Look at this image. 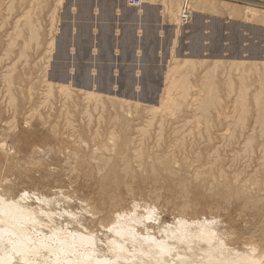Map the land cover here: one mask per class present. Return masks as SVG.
<instances>
[{
  "label": "rangeland",
  "instance_id": "1",
  "mask_svg": "<svg viewBox=\"0 0 264 264\" xmlns=\"http://www.w3.org/2000/svg\"><path fill=\"white\" fill-rule=\"evenodd\" d=\"M128 1L89 0L87 15L80 17L77 0H0V99H3L0 100V144L4 146L0 148V195L17 201L20 193L27 191L30 197L23 203L33 209L41 223L37 230L44 233H49L50 226L56 224L68 229L78 221L83 226L88 225L94 229L96 248H101L100 252L105 248V232L91 222L94 216L89 215L87 209L98 210L103 215L112 204L130 208L136 202L140 205L139 211H143L145 203L156 208L154 216L146 221L152 225L154 235H158L162 228L172 226L179 216L192 220L214 219V228L221 231L218 235L228 247L245 249L252 245L255 254L264 256V119L256 118L258 105L262 104L253 100L255 90L260 85L264 87V77L260 74L264 72V0H201L202 6L189 8L191 21L185 30L177 22L183 0H139L136 6ZM151 4L161 6V36L158 41L155 38L148 41L150 45H159L158 52L147 55L120 52L114 47L123 42V38L116 35L121 33L117 27L131 21L124 17L123 8L136 16L141 7ZM251 8H255L252 9L255 15H249ZM26 20L32 28L34 26L33 30ZM113 28L114 36L110 32ZM33 32L35 35L31 36ZM59 35H63L62 42L57 40ZM26 45L28 48L24 50ZM8 48H11L10 52ZM22 48L20 58L18 54ZM193 53L198 54L192 56ZM14 58L16 62H13ZM37 71H40L39 75ZM1 73L10 74L4 78L6 82L11 81L6 83ZM204 74L209 75L219 98V102L205 113L207 118L196 109L197 103L190 100V95L205 88L200 83ZM177 80L178 83L174 84ZM62 81L68 84L72 93L69 88H64L65 91L59 86ZM49 83L53 86L50 90ZM8 86L11 88L7 89ZM183 89L187 95L182 93ZM245 89H249L247 110L241 114L239 98ZM48 91L51 97H48ZM84 91L102 96L94 99ZM175 94L182 97L176 98ZM168 96L172 97L171 102ZM166 99L169 101L167 106ZM175 99L179 103L177 100L174 103ZM160 103L167 107L166 110ZM168 106H172L171 110ZM31 109L34 112H30ZM195 114L200 118L196 119ZM110 129L120 136H135L134 141L148 138L145 148L150 147L162 155L164 164L151 170L149 164L140 167L132 162L129 173L116 167L120 180L118 184L112 183L115 176L109 164L117 155H104L100 148ZM230 132L232 136L228 137ZM221 135L224 139L220 138ZM175 140L178 149H166ZM238 149L240 152H235ZM253 157L256 158L254 162ZM105 161L109 163L103 167ZM106 179L110 187L105 184ZM46 212L52 215L47 216ZM29 258L41 261L42 257L29 254ZM262 262L264 264V257Z\"/></svg>",
  "mask_w": 264,
  "mask_h": 264
},
{
  "label": "bare ground",
  "instance_id": "2",
  "mask_svg": "<svg viewBox=\"0 0 264 264\" xmlns=\"http://www.w3.org/2000/svg\"><path fill=\"white\" fill-rule=\"evenodd\" d=\"M151 1V0H150ZM249 1V0H248ZM19 2V1H18ZM61 2V1H59ZM129 2V1H128ZM252 2V1H251ZM78 5L80 6V12H79V16L80 17H85L89 11V0H77ZM105 3V2H104ZM143 3H147L144 2ZM215 3V2H214ZM182 5L179 8V13H178V17H177V22L179 23V25L182 27L181 29L185 30L186 26L184 27V25H182L181 23V17H182V10H183V4H186L189 8L190 7H195L198 8L200 6H202V2L201 0H183V2L181 3ZM9 5V4H8ZM7 5V6H8ZM78 6V7H79ZM264 6V5H263ZM97 7V6H95ZM99 7V6H98ZM102 7V6H101ZM106 7V6H105ZM252 7V6H251ZM12 8V7H11ZM20 9V8H19ZM103 9V8H102ZM255 8H251V12L249 13V15H255L254 10ZM10 10V9H9ZM12 11V10H11ZM25 11V10H24ZM247 11V10H246ZM28 12V11H26ZM53 12V11H52ZM10 13V12H9ZM188 15H191V11L189 10V13H186ZM26 16L28 15V13L25 14ZM24 15V16H25ZM22 17V15H20ZM29 16V15H28ZM47 16V15H46ZM6 17V16H5ZM48 17V16H47ZM7 18V17H6ZM5 18V19H6ZM17 18V17H16ZM25 18V17H24ZM52 18V17H51ZM23 19V18H22ZM30 19V18H28ZM15 20V19H14ZM13 20V21H14ZM29 20H26V22ZM16 23L17 20L15 21ZM13 24V23H12ZM11 24V26H12ZM27 24L29 25L30 23L27 22ZM39 24V23H38ZM16 26V25H15ZM31 28L32 25L30 24ZM27 27V25H26ZM41 27V26H39ZM82 28H87L84 25H81ZM34 28V26H33ZM33 28L31 30H33ZM63 28V27H62ZM60 28V30L62 29ZM80 28V27H79ZM78 28V30H79ZM81 28V29H82ZM106 28V27H105ZM197 28V27H195ZM30 29V27L28 28V30ZM36 29V28H35ZM34 29V30H35ZM104 28L101 29V31ZM199 29V28H198ZM12 30V29H10ZM9 30V32H10ZM31 30L29 32H31ZM37 30V29H36ZM64 30V29H63ZM82 33L84 32L83 29L81 30ZM192 31V30H191ZM64 32V31H63ZM80 32V30L78 31ZM19 32H17L18 34ZM32 33V32H31ZM35 32H33L34 36ZM65 33V32H64ZM62 33V34H64ZM192 33V32H191ZM196 33V32H195ZM16 34L17 37H20ZM20 34V33H19ZM30 34V33H29ZM197 34V33H196ZM195 34V35H196ZM28 35V34H26ZM7 38H8V34H6ZM60 36V35H59ZM29 37V36H28ZM37 37V36H35ZM33 37V39L35 38ZM81 37V36H79ZM6 38V37H5ZM4 38V39H5ZM60 38V39H59ZM57 40L62 42L63 39V35H61ZM66 38V37H65ZM31 39V37H30ZM29 39V40H30ZM15 40V39H14ZM13 40V42L15 43V41ZM17 40V39H16ZM37 40V38H36ZM28 43V40H26ZM79 41H82L81 39H79ZM9 42V41H8ZM20 42V41H19ZM6 43V42H5ZM11 43V42H10ZM17 43V42H16ZM25 43V42H24ZM26 43V44H27ZM57 43V42H56ZM20 44V43H19ZM32 44V43H31ZM35 44V43H34ZM103 44V42H102ZM194 44V43H193ZM2 45V44H1ZM9 45V43H8ZM7 45V46H8ZM13 44L11 43L10 46H12ZM20 45H23L22 43ZM197 45V44H196ZM9 46V47H10ZM29 49H30V43H29ZM28 46L26 45L24 48L27 49ZM56 46V45H55ZM194 46V45H192ZM13 47V46H12ZM24 47V46H22ZM195 47V46H194ZM11 49V48H10ZM9 48V52L11 51ZM28 49V50H29ZM23 51V48L20 49V51ZM35 50V48H34ZM7 51V49L5 50ZM18 52V56L20 58H22V54L23 52ZM193 51H196V49H194ZM192 51V52H193ZM251 51H254L253 48ZM214 52V50H213ZM2 53V52H1ZM232 53V52H231ZM12 54V53H11ZM21 54V55H20ZM198 53L194 54L197 55ZM8 55V53H7ZM26 56V54H24ZM23 55V56H24ZM4 56V54H3ZM2 56V57H3ZM17 56V53H16ZM233 56V54L231 55V57ZM1 57V56H0ZM8 57V56H7ZM41 57V56H39ZM254 57V55H253ZM252 57V58H253ZM6 58V56L4 57ZM16 58V57H15ZM14 58V59H15ZM18 58V57H17ZM27 58V57H24ZM251 58V59H252ZM13 59V60H14ZM28 59V58H27ZM41 59V58H40ZM187 59V58H186ZM234 59V58H233ZM255 59V58H254ZM12 60V61H13ZM25 60V59H23ZM19 61V58L18 60ZM36 61V60H35ZM34 61V62H35ZM39 61V60H38ZM220 61V60H219ZM16 62V59L13 61ZM12 62V63H13ZM26 61H24L25 63ZM246 62V61H245ZM252 62V61H251ZM11 63V62H10ZM11 63V64H12ZM23 63V62H22ZM21 63V64H22ZM23 63V64H24ZM39 63V62H38ZM264 63V61H263ZM22 64V65H23ZM27 64V63H26ZM25 64V65H26ZM185 64V63H184ZM200 64V63H199ZM241 64V63H240ZM244 64V63H243ZM264 66V64H262ZM7 66V65H6ZM5 66V68H6ZM10 66V64H9ZM13 66V64H12ZM15 66V65H14ZM33 66V65H32ZM59 65H57L58 67ZM183 65H181V67L179 66V68H182ZM193 66V65H192ZM199 66V65H198ZM11 67V66H10ZM35 67V65H34ZM54 67V66H53ZM56 67V66H55ZM56 67V68H57ZM257 67V66H256ZM15 68V67H14ZM33 68V67H32ZM59 68H63L62 66H60ZM194 68V67H193ZM237 68V67H236ZM243 68V67H242ZM3 70V69H2ZM16 70V69H15ZM22 70V69H20ZM36 70V69H35ZM40 70V69H39ZM59 70V69H58ZM1 71V70H0ZM41 71V70H40ZM39 71V72H40ZM53 71V69H52ZM56 71V70H55ZM62 71V70H61ZM59 71V73L61 72ZM207 71V70H205ZM205 71H202L205 72ZM235 71H237V69H235ZM37 71V75H39V73ZM54 72V71H53ZM4 73V72H3ZM58 73V72H57ZM63 73V72H62ZM12 74V72H11ZM263 77H264V72L260 73ZM2 75V73H1ZM4 75V74H3ZM2 75V76H3ZM5 74L3 76V80H5L6 78ZM10 75V74H9ZM8 75V76H9ZM50 75V74H49ZM55 75V74H54ZM58 75V74H57ZM261 75H259L261 77ZM1 76V77H2ZM7 76V77H8ZM30 76V75H29ZM43 76V75H41ZM40 76V77H41ZM62 76V75H61ZM209 75L204 74L202 79L200 80V83L203 87L205 88H201L197 91V93L195 95H190V100L195 101L197 103L196 109H199L200 113H204L205 118H207L205 116V113H207L212 107H214V104H216L217 102H219V98L217 97V90L214 89V87L212 86V83L209 81ZM39 77V78H40ZM85 78V76H83ZM231 77V76H230ZM241 77V76H240ZM51 78V77H50ZM63 78V77H62ZM83 78V79H84ZM10 79V78H9ZM8 79V80H9ZM46 79V78H45ZM43 79V80H45ZM64 79V78H63ZM82 79V78H81ZM82 79V80H83ZM2 80V78H1ZM7 80V81H8ZM40 80H42L40 78ZM86 80V78L84 79ZM83 80V81H84ZM173 81V79H171ZM176 80V78H175ZM248 80V79H247ZM11 81V79H10ZM9 81V82H10ZM35 81H38L35 80ZM55 81V80H54ZM3 82V81H1ZM6 82V80H5ZM6 82V83H9ZM65 82V81H64ZM29 83V82H28ZM42 83V82H41ZM68 83V82H67ZM85 83V82H84ZM178 80L175 81L174 84H177ZM232 83V81H231ZM2 84V83H1ZM35 84V83H34ZM47 84V83H44ZM87 84V83H86ZM170 84H172L171 86H173V82H171ZM11 85V83L9 84ZM37 87V83L35 84ZM39 85V84H38ZM55 85V84H54ZM7 86V85H6ZM27 86H29V84H27ZM40 86V85H39ZM56 86H58V84H56ZM60 87L64 88H69L68 84H63V81L61 82V84H59ZM257 86V85H256ZM23 87V86H22ZM30 87V86H29ZM28 87V88H29ZM47 87L50 89V87H53L50 85H47ZM255 87V86H254ZM263 85H260L259 89H256L255 92L253 93V100L255 101L254 103H259L262 105H258V114L256 118H263L264 119V87ZM1 88V85H0ZM11 87L8 86L7 89H9ZM24 88V87H23ZM40 88V87H39ZM232 88V87H231ZM244 88V87H243ZM3 89V88H2ZM6 89V90H7ZM44 89V88H42ZM58 89V87H57ZM72 89V88H71ZM252 89V88H251ZM4 90V89H3ZM32 90V89H31ZM59 90V89H58ZM66 91V89H64ZM81 90V89H80ZM79 90V91H80ZM167 90V89H166ZM30 91V90H29ZM28 91V92H29ZM61 91V88L60 90ZM69 91L72 93V91L69 88ZM185 91V93H184ZM10 92V91H8ZM39 92V91H38ZM63 92V91H61ZM68 92V90H67ZM86 93V95L88 97L97 99V97L102 96V94L100 93H95L93 91H84ZM187 91L183 89V94H186ZM248 92L249 89H245L244 91L241 92V98H239L240 100V104L241 107L239 109V112L241 114H245L246 112V99H248ZM252 92V91H251ZM6 93V91H5ZM5 93L3 92V94L5 95ZM43 93H46L43 91ZM64 93V92H63ZM62 93V94H63ZM70 93V94H71ZM82 93V92H81ZM165 93V92H164ZM167 93V91H166ZM169 93H172L169 91ZM9 94V93H8ZM58 94V93H57ZM61 94V93H59ZM58 94V95H59ZM65 94L67 96H69V93ZM74 94V93H73ZM168 94V93H167ZM178 94V93H177ZM42 95V94H41ZM49 95V91L48 94ZM45 95V96H47ZM181 95V94H179ZM238 95V94H237ZM51 95H49L48 97H51ZM106 96V95H105ZM164 96H167L166 94ZM4 97V96H3ZM71 97V96H70ZM83 97V96H82ZM85 97V96H84ZM83 97V98H84ZM176 97V94H175ZM177 97H182V96H177ZM176 97V98H177ZM184 97V96H183ZM32 98V97H31ZM56 98V97H55ZM167 98V97H165ZM164 98V99H165ZM169 98V96H168ZM167 98V99H168ZM172 98V97H170ZM170 98L168 100H170ZM2 99V98H1ZM0 99V100H1ZM7 99V98H6ZM29 99V98H28ZM63 99H67L66 97ZM93 99V100H94ZM167 99L165 101H167ZM185 100V98H182ZM8 100V99H7ZM43 100V99H41ZM39 100V101H41ZM52 100V99H51ZM69 100V99H68ZM71 100V99H70ZM89 99H87L88 101ZM99 100H101L99 98ZM110 100V99H109ZM112 100V99H111ZM177 99H175L174 103L176 102ZM235 100V99H234ZM3 101V99L1 100ZM14 101V100H13ZM22 101V99H21ZM96 101V100H95ZM94 101V102H95ZM165 101L163 100V102L165 103ZM172 100H170L171 102ZM6 102V101H5ZM83 102V101H82ZM98 102V100H97ZM181 102V101H180ZM25 102H23L22 104H24ZM43 103V102H41ZM44 103L46 104V99L44 100ZM99 104L101 102H98ZM114 103V102H113ZM162 103V102H161ZM160 103V104H161ZM179 103V102H178ZM63 104V103H62ZM94 104V103H93ZM126 104V103H125ZM169 104V101H167L165 103V106ZM86 105V104H84ZM88 105V102H87ZM87 105L85 107H87ZM95 105V104H94ZM114 105V104H113ZM162 105V104H161ZM160 105V106H161ZM164 105V104H163ZM162 107H165L163 106ZM255 105V104H254ZM22 106V105H21ZM42 106V105H41ZM52 106V105H51ZM63 106V105H62ZM97 106V103H96ZM36 107H39L36 106ZM76 107V106H75ZM80 107V106H79ZM115 107V106H113ZM169 107V106H168ZM56 108V107H55ZM95 108V107H94ZM103 108V107H102ZM111 108V107H110ZM167 107H165L166 110ZM170 110L172 108L169 107ZM169 108L167 110H169ZM15 109V108H14ZM23 109V108H22ZM51 109V108H50ZM62 109V108H61ZM121 109V108H120ZM151 109V108H150ZM175 109V107H174ZM249 109V108H248ZM24 110V109H23ZM22 110V111H23ZM52 110V109H51ZM86 110V109H85ZM129 110V109H128ZM149 110V109H148ZM154 110V108H153ZM33 111L32 109L30 110V112ZM114 111V110H113ZM12 112V111H10ZM9 112V114H10ZM34 112V111H33ZM83 112V111H82ZM29 113V112H27ZM157 113V112H156ZM197 113V112H196ZM24 114V113H23ZM90 114V113H88ZM100 114V113H99ZM235 114V113H234ZM12 115V114H11ZM40 115V114H39ZM72 115V114H71ZM124 115V114H123ZM171 115V114H170ZM253 115V114H252ZM48 116V115H46ZM89 116V115H88ZM91 116V115H90ZM128 116V113H127ZM153 116V114H152ZM195 116H200V115H196ZM101 117V115H100ZM173 117V116H172ZM216 117V116H215ZM253 117V116H252ZM66 118V116H65ZM90 118V117H88ZM96 118V116H95ZM200 118V117H199ZM198 117L196 119H199ZM152 119V118H151ZM237 119V118H236ZM9 120V119H8ZM12 120V119H11ZM14 120V118H13ZM67 120V119H66ZM147 120V119H146ZM162 119H160L161 121ZM89 121V120H88ZM152 121V120H150ZM149 121V122H150ZM200 121V120H199ZM15 122V121H14ZM87 122V121H86ZM91 122V121H90ZM99 121H97L96 123H98ZM229 122V121H227ZM234 122V121H232ZM241 122V121H240ZM63 123V122H62ZM68 123V122H67ZM159 123V122H158ZM157 123V124H158ZM238 123V122H237ZM250 123V120H249ZM26 124V123H25ZM70 124V123H69ZM68 124V125H69ZM145 124V123H144ZM148 124V122H147ZM146 124V125H147ZM152 124V123H151ZM156 124V125H157ZM176 124V123H175ZM236 124V123H235ZM11 125V124H10ZM38 125V124H37ZM97 125V124H96ZM206 125V124H205ZM210 125V124H209ZM251 125V123H250ZM258 125V124H257ZM40 126V125H39ZM149 126V125H148ZM151 126V125H150ZM162 126V125H160ZM234 126V124H233ZM237 126V125H236ZM64 127V126H63ZM121 127V126H119ZM163 127V126H162ZM230 126H228L227 129ZM257 127V126H256ZM260 127V126H259ZM57 128V127H56ZM88 128V127H87ZM138 128V127H137ZM185 128V127H184ZM258 128V127H257ZM143 129V128H142ZM232 129V128H231ZM235 129V128H234ZM250 129V128H249ZM253 129L254 126H253ZM261 129V128H260ZM259 129V130H260ZM20 130V129H19ZM66 130V129H65ZM113 129H110L108 131L107 134V138L104 140L102 146L100 147L103 150L104 155H107L108 153L110 154H114L117 155L113 162L110 163L109 165H111L110 170L112 172H114V176L113 177V181L112 183L114 184H118L119 182V178H118V173L115 172V168L116 167H121L122 171L124 173H129L130 172V168L132 166V162L136 163L138 166H146L147 164H149L151 166V170L156 169V167H161L164 163L161 162V158L162 155H160L159 153H155L154 151L145 148V144L147 143V139L145 138H140L137 141H134V137L133 136H126L124 134V136H120L118 134H114V132L112 131ZM189 131V129H187ZM206 131V129H204ZM252 130V129H251ZM256 130V129H255ZM143 131V130H142ZM184 131V130H183ZM228 131V130H227ZM232 131V130H230ZM254 131V130H252ZM250 131V133L252 132ZM262 131V130H261ZM16 132V131H15ZM14 132V133H15ZM141 132V131H139ZM158 132V131H157ZM155 132V133H157ZM162 132V131H160ZM178 132V131H177ZM17 133V132H16ZM98 133V132H97ZM123 133V132H122ZM142 133V132H141ZM147 131L144 133V135H146ZM208 133V132H207ZM220 133V132H218ZM227 133V132H226ZM232 133H234V131H232ZM248 133V132H247ZM246 133V135H247ZM260 133V131H259ZM258 133V134H259ZM172 134V133H171ZM231 134V132L229 133ZM228 134V137H231V135ZM240 134V133H239ZM249 134V133H248ZM7 135V134H6ZM149 135V134H148ZM234 135V134H233ZM261 135V134H260ZM182 136V135H181ZM242 136V135H241ZM264 136V135H263ZM262 136V137H263ZM7 137V136H6ZM147 137V136H146ZM157 137V136H156ZM155 137V139H156ZM223 136L221 135L220 138H222ZM226 136V138H228ZM235 137V136H233ZM259 137V136H258ZM257 137V138H258ZM17 138V137H16ZM160 138V134L158 135V139ZM203 138V137H202ZM209 138V137H208ZM237 138V137H236ZM254 138V136H253ZM224 139V137H223ZM232 139V138H231ZM251 139V136H250ZM80 140V139H79ZM227 140V139H226ZM240 140V139H239ZM237 140V141H239ZM248 140V136L246 139V142ZM159 141V140H158ZM230 141V140H229ZM157 142V141H156ZM226 142V141H225ZM224 142V143H225ZM245 142V143H246ZM160 143V142H159ZM231 143V141H230ZM229 143V145H230ZM238 143V142H237ZM248 143H250V141H248ZM253 143V142H252ZM263 143V142H262ZM17 144V142H16ZM76 144V143H75ZM84 144V143H82ZM181 144V143H180ZM233 144V143H232ZM236 144V143H235ZM234 144V145H235ZM244 144V143H243ZM243 144L241 143V146H243ZM257 146L258 143L256 142ZM260 144V142H259ZM1 145V144H0ZM157 145H159L157 143ZM156 145V146H157ZM176 145H178L177 140L174 141L173 144L169 143L166 149H170V150H175L178 149L176 148ZM225 146V144H223ZM227 145V143H226ZM262 145V144H261ZM3 145H1L0 148H2ZM15 146V145H14ZM93 146V145H92ZM181 146V145H180ZM240 146V147H241ZM248 146H251V144H249ZM254 146V145H253ZM4 147V146H3ZM16 147V146H15ZM95 147V146H94ZM208 147V146H207ZM206 148V147H205ZM204 148V149H205ZM237 148V146H236ZM95 150V148H93ZM183 149V146H182ZM207 149V148H206ZM215 149V147H214ZM234 149V148H233ZM9 150V149H8ZM158 150V148H157ZM184 150V149H183ZM192 150V149H191ZM217 150V149H216ZM224 150V149H223ZM246 150V149H245ZM162 151V150H161ZM168 151V150H166ZM201 151V150H200ZM199 151V152H200ZM211 151V150H210ZM239 151L238 150H235ZM251 151V150H250ZM170 152V151H169ZM212 152V151H211ZM215 152V151H214ZM228 152V151H227ZM240 152V151H239ZM243 152V150H242ZM252 152V151H251ZM167 153V152H165ZM165 153H163V156H165ZM189 153V152H188ZM203 153L200 152V154ZM232 153V152H231ZM246 153V152H245ZM262 153V152H261ZM260 153V154H261ZM204 154V153H203ZM244 154V153H243ZM255 154V153H254ZM182 155V154H181ZM238 155V154H237ZM250 155V154H249ZM257 155V153H256ZM255 155V156H256ZM168 155L166 154V157ZM184 156V155H183ZM191 155L188 156V158ZM204 156V155H203ZM243 156V155H242ZM233 157V156H232ZM251 157V155H250ZM260 157V156H259ZM258 157V158H259ZM262 157H264L262 155ZM168 158V157H167ZM187 158V160H188ZM191 158V157H190ZM189 158V159H190ZM210 158V157H209ZM219 158V157H218ZM240 158V157H239ZM248 158V157H247ZM145 159H149L150 161H146ZM155 159V160H153ZM214 159V157H213ZM235 159V158H234ZM244 159V158H243ZM241 159V160H243ZM254 158L253 157V162H254ZM186 160V161H187ZM215 160V159H214ZM240 160V159H239ZM250 162L252 161L249 158ZM248 160V161H249ZM96 161V160H95ZM216 161V160H215ZM235 161V160H234ZM238 161V160H237ZM155 162V163H154ZM108 161H105L103 163V167L108 165ZM212 163V161H211ZM242 163H245L244 161H242ZM247 163V162H246ZM216 164V162H215ZM264 164V162L262 163ZM211 165V164H210ZM258 165V163H257ZM96 166V164H95ZM171 166V164L169 165ZM176 166V165H175ZM205 166V165H204ZM203 166V167H204ZM220 166V165H219ZM237 166H238V162H237ZM243 167V165H241ZM252 165V169H253ZM93 167V166H92ZM177 167V166H176ZM210 168V166H208ZM213 167V166H212ZM212 167L210 169H212ZM215 168V167H214ZM241 168V167H240ZM251 168V167H249ZM257 168V167H256ZM259 168H262V166H260ZM204 169V168H203ZM99 170V169H98ZM255 172V169H253ZM257 170V169H256ZM3 171V170H2ZM75 171V170H74ZM211 171V170H210ZM219 172V170H218ZM253 172V171H252ZM253 172V175H254ZM160 173V172H159ZM197 173V172H196ZM212 173V171H211ZM234 173V172H233ZM94 174V173H92ZM112 174V173H111ZM163 175L164 173H160V175ZM199 174V173H197ZM205 174V173H204ZM213 174V173H212ZM217 174V173H215ZM203 175V174H202ZM236 175V173H235ZM246 175V174H245ZM248 175V174H247ZM185 176V174L183 175ZM255 176V175H254ZM111 176L109 175L108 178H110ZM212 177V176H211ZM246 177V176H244ZM146 178V176H145ZM164 178V177H163ZM213 178V177H212ZM242 178V177H241ZM256 178V177H255ZM95 179V178H94ZM93 179V180H94ZM165 179V178H164ZM214 179V178H213ZM245 179V178H244ZM166 180V179H165ZM216 180V179H215ZM255 180V179H254ZM109 181V180H108ZM171 181V180H170ZM169 181V182H170ZM192 181V180H191ZM98 182V181H97ZM154 182V181H153ZM215 182V181H214ZM230 182V181H229ZM246 182V181H245ZM255 182V181H254ZM237 183V182H236ZM107 184V179H106V183ZM189 184V182H188ZM193 184V183H191ZM248 184V183H246ZM110 184H107V187ZM182 185V184H181ZM210 185V184H209ZM251 185V184H250ZM258 185V184H257ZM185 186V185H184ZM264 186V185H263ZM233 187V186H232ZM181 188V187H180ZM182 189V188H181ZM180 189V190H181ZM196 189V188H195ZM8 190V189H7ZM110 190V189H109ZM149 190V189H148ZM206 190V189H205ZM208 190V189H207ZM193 191V190H192ZM201 191V190H198ZM204 191V188H203ZM95 192V191H94ZM109 192V191H107ZM106 192V194H107ZM209 192V191H208ZM176 193V192H175ZM235 193V192H234ZM179 194V192H178ZM201 194V192H200ZM105 195V194H104ZM156 195V194H155ZM205 195V194H203ZM202 195V196H203ZM232 196V194H230ZM103 196V195H102ZM230 196V198H231ZM30 197L29 193L25 190H23L20 195H19V200L17 201H13L12 199H8L5 198L4 196L0 195V264H263L262 262V258L264 256L255 254V248L252 247V245L250 247L247 246V248L245 249H238L235 247H228L226 245V243L221 239V237L218 235L219 232L216 231V229L214 228L213 225V221L214 219H206V218H202V219H187L185 217L179 216L177 217L176 221L172 224V226H167L166 228H162L159 232L158 235H154L153 232H151V228L153 229L152 225H148L146 223L147 220H150V218H152L154 216V206H148V204L145 203V205H143V211H139L138 208H140V205L137 204L136 202H133L131 207L128 208L126 206H122V207H116L114 204H112L113 206H111L109 208V210H107L106 213H104L103 215L100 214V212L98 210L95 209H91L88 208L87 210L90 212L89 215L94 216L92 217L91 222H95L96 226H99V228H102L105 232L104 235V244H105V248L102 252H100V249L96 248V236L93 233V230L91 229V227H89L88 225L83 226L82 223L80 221L72 224V228L68 229L67 226H61V225H51L50 226V232L49 233H44L40 230H37V228L39 226H41L40 223V219H38L34 212L33 209L29 208L25 203H23L24 199ZM180 197V196H179ZM206 197V196H205ZM233 197V196H232ZM182 198V197H180ZM185 198V197H184ZM263 199V198H262ZM181 201V200H180ZM233 201V200H231ZM230 201V202H231ZM105 202V201H104ZM107 202V201H106ZM182 202V201H181ZM210 203V201H209ZM208 203V204H209ZM243 203V202H242ZM106 205V203H103ZM108 205V204H107ZM105 207V206H104ZM186 207V206H185ZM107 208V207H105ZM104 208V209H105ZM258 208V207H257ZM204 209V208H203ZM42 211V210H40ZM203 211V210H202ZM44 212V211H42ZM255 212V210H254ZM258 213V212H257ZM260 214V213H259ZM47 216L52 215L51 212L47 213ZM205 215V214H204ZM259 216V215H258ZM263 218V217H262ZM213 220V221H212ZM215 220H218L217 218H215ZM262 221V220H261ZM215 222V221H214ZM264 222V221H263ZM219 223V222H218ZM221 223V222H220ZM221 226V225H220ZM223 226V225H222ZM225 226V225H224ZM30 229H33V231H31ZM97 230V229H95ZM218 230V229H217ZM222 230V229H221ZM101 231V229H100ZM224 236V235H223ZM225 237V236H224ZM253 239V238H252ZM245 247V246H244ZM100 252V255H98L97 253ZM29 254L34 255H41L42 258L41 261L38 260L37 258H33V260H31L29 258Z\"/></svg>",
  "mask_w": 264,
  "mask_h": 264
},
{
  "label": "crops",
  "instance_id": "3",
  "mask_svg": "<svg viewBox=\"0 0 264 264\" xmlns=\"http://www.w3.org/2000/svg\"><path fill=\"white\" fill-rule=\"evenodd\" d=\"M142 9V10H141ZM128 9L123 8L122 12L125 15L126 20H131L123 23V27H117L121 30L120 34H116L117 36H121L123 38L122 44L119 46L114 45L120 52L124 54H149V53H157L158 52V44L153 45L148 44V41L155 38V41H158L161 36L159 31L162 27V22L159 20L161 16L160 7H154L149 5L148 7H141L136 16H133L132 13L127 11ZM155 19L153 20V18ZM115 28L111 29L112 36ZM108 38V31L105 33ZM116 36V37H117ZM114 47L112 51L114 50ZM155 48V49H154ZM143 69V68H142ZM145 69H148L145 68ZM144 70V69H143Z\"/></svg>",
  "mask_w": 264,
  "mask_h": 264
},
{
  "label": "built area",
  "instance_id": "4",
  "mask_svg": "<svg viewBox=\"0 0 264 264\" xmlns=\"http://www.w3.org/2000/svg\"><path fill=\"white\" fill-rule=\"evenodd\" d=\"M129 2H130L129 3L130 5H134V6L139 4V0H135V1L129 0ZM182 7H183V10H182L183 14L181 17V22H182L181 24L186 26L191 21V15L186 14V13H189V7L186 4H183Z\"/></svg>",
  "mask_w": 264,
  "mask_h": 264
}]
</instances>
